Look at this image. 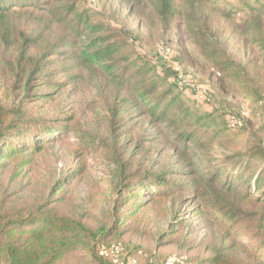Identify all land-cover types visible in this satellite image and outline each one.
<instances>
[{"label":"rangeland","instance_id":"obj_1","mask_svg":"<svg viewBox=\"0 0 264 264\" xmlns=\"http://www.w3.org/2000/svg\"><path fill=\"white\" fill-rule=\"evenodd\" d=\"M63 4L88 10L91 23L100 25L104 35L124 48L128 63L141 57L160 69L177 63L194 85L208 89L211 102L202 103L175 88L194 111L212 116L214 129L224 130L210 150V159L198 154L207 169L223 163L227 155L243 152L249 138L264 136V52L248 36L254 24L264 34V0L210 1V8H219L227 16H215L212 32L236 64L232 69L203 58L181 18L161 14L160 0H41L37 6L15 7L7 17H0V102L16 125L40 121L69 132L45 143L24 166H20L22 154L0 157V199L29 208L47 204L81 221L91 231L87 248L65 264H98L97 237L101 244H121L139 264H211L221 256L231 264H264V243L244 225L232 227L230 222L196 212L199 201L191 184L195 169L184 164L172 139L161 137L150 118L136 109H125V120L118 123V100L108 80L76 60L65 62L61 70L53 67L45 81H33L27 98L21 83L15 87L6 80L1 57L11 54L1 43V34L26 31L42 35L43 46L55 44L69 32L51 14L53 6ZM175 5L180 7V1ZM171 85L168 77L161 90ZM232 116H239L244 127L228 130L226 122ZM116 156L130 164L131 173L138 168L166 173L182 188L174 195L153 198L133 219H123L127 210L116 206L120 196ZM200 167L201 172L207 170ZM63 179L65 183L58 186Z\"/></svg>","mask_w":264,"mask_h":264},{"label":"trees","instance_id":"obj_2","mask_svg":"<svg viewBox=\"0 0 264 264\" xmlns=\"http://www.w3.org/2000/svg\"><path fill=\"white\" fill-rule=\"evenodd\" d=\"M37 1L41 0H0V17H7L15 7L37 6ZM177 1L181 3L178 8ZM210 1L160 0L159 8L164 16L176 14L181 18L203 58L227 69L237 68L212 32L215 16L222 10L210 8ZM51 10L69 31L55 44L43 46L39 43L42 35L26 31L16 34L8 30L1 34V43L11 54L1 57L6 80L15 87L16 83H21V89L26 93L24 98H27L33 81L47 80L53 67L61 70L69 60H76L91 73L102 76L114 88L119 124L125 120V109H136L137 113L150 118L161 137L172 139L184 164L194 167L191 184L199 201L196 212L230 222L232 227L244 225L264 243V136L249 138L243 152L227 155L223 163L207 169L205 159H210V150L224 130L214 129L211 115L194 111L180 94L175 93L177 88L195 99L191 90L177 83L172 67L160 69L144 57L128 63L124 48L104 35L100 25L91 23L88 10L81 11L66 4L53 6ZM222 14L227 18L224 12ZM249 30V38L264 52V34L259 25L254 24ZM69 54L71 57L67 58ZM220 76L217 72V77ZM168 77L174 86L162 91ZM6 115L0 102V157L13 158L22 154L20 166L29 163L31 156L42 150L45 143L58 140L69 132L65 127L62 129L40 121L16 125L15 119ZM226 124L230 131L240 130L245 125L231 129L228 120ZM201 153L205 159L198 155ZM114 159L120 166L116 185L120 196L116 206L127 210L123 219H133L153 198L174 195L182 188L176 181L168 179L166 173L142 172L140 168L131 173L130 164H123L117 156ZM200 166L207 170L201 172ZM78 173L80 171L65 179ZM63 183L64 179L58 186ZM129 203L131 207H128ZM257 221L261 223L258 226L255 225ZM90 232L81 221L57 207L40 204L29 208L5 197L0 199V264H65L72 255L87 248ZM101 241V237H97L95 242L98 264H109L99 257ZM209 263L231 264L222 256Z\"/></svg>","mask_w":264,"mask_h":264},{"label":"built area","instance_id":"obj_3","mask_svg":"<svg viewBox=\"0 0 264 264\" xmlns=\"http://www.w3.org/2000/svg\"><path fill=\"white\" fill-rule=\"evenodd\" d=\"M168 53L169 51L164 55L166 59L168 58ZM171 67L176 72L177 83L180 86L191 90L197 101L202 103L211 102V95L207 88H201L194 85L193 82L183 74L181 67L177 63L173 64ZM228 123L231 129H235L243 125L242 120L234 116L228 118ZM98 254L102 259L107 260L109 264H139L137 259L128 257L125 248L122 247L121 244H101L98 247ZM173 263H175V261L167 264Z\"/></svg>","mask_w":264,"mask_h":264}]
</instances>
